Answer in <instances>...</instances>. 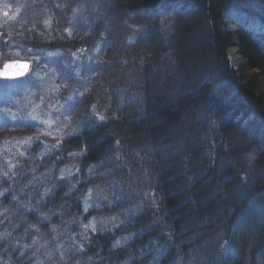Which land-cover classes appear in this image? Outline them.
Listing matches in <instances>:
<instances>
[{
	"label": "trees",
	"instance_id": "16d2710c",
	"mask_svg": "<svg viewBox=\"0 0 264 264\" xmlns=\"http://www.w3.org/2000/svg\"><path fill=\"white\" fill-rule=\"evenodd\" d=\"M66 2L59 0L57 7L64 10ZM160 7L172 15L166 22L170 29L141 19ZM236 7L264 19V0H110L106 6L101 22L110 26L112 35L117 31L111 23L126 16L125 20L131 16V23L143 28L142 33L129 44L111 42L105 73L96 87L98 91L103 87V93L95 99L94 88L87 98L96 110L92 114L89 103V117L95 124L104 121L105 131H87L67 146L75 153L87 148L91 161H97L107 147L120 146L123 164L131 165L132 158L139 162L140 179L154 197L149 198L153 208L138 200L132 207L133 245L122 250L114 248L110 237L95 240L92 257L98 264H174L184 258L204 259L206 264H255L257 260L264 264V41L252 42L250 33L231 21L229 12ZM152 29L157 36L151 35ZM255 29L264 39L263 29ZM230 47H238L244 58L233 72L227 60ZM108 133L111 139L104 141ZM250 154L254 157L248 162L256 164L258 175L246 163ZM33 184L31 180L26 185ZM64 196L55 192L42 215L66 213L71 203ZM254 218L255 227L247 222ZM17 224L12 223L4 235ZM25 227L39 228L33 223ZM245 228L249 229L242 231ZM226 235L239 241L240 258L228 253L231 256L220 261L210 260L212 242ZM14 240L20 255L26 244L22 237ZM150 246L155 253L148 259ZM162 250L165 256L158 263ZM6 255L0 252L4 264L10 262Z\"/></svg>",
	"mask_w": 264,
	"mask_h": 264
},
{
	"label": "rangeland",
	"instance_id": "374dc122",
	"mask_svg": "<svg viewBox=\"0 0 264 264\" xmlns=\"http://www.w3.org/2000/svg\"><path fill=\"white\" fill-rule=\"evenodd\" d=\"M58 1L59 0H0V65H4L5 68L6 65L9 66V64L17 60L26 59L34 63L35 70L30 75V83L28 84L18 81L10 85H4L3 82H0V119L4 120L2 118V115H4L5 118H7V129H10V132L15 135H19L23 130L25 136L29 140L31 136L35 135L37 132H43L44 134H42V137H53V139L73 135L72 125L74 128L76 122L81 119V116H85V111L81 109L82 102H85L83 97L90 94L93 87L101 84L103 79V74L102 77L98 79L97 72L99 67L106 61L105 53L107 43H109L111 36V33H109L107 29L108 24L102 27L97 47L91 51H80L85 52L82 54L80 52H71L75 49L71 47L68 48L71 51L66 53L57 51L53 54L46 52L49 50L33 51L28 48L29 45H33L32 43L36 41L32 40L30 35L27 36L23 33L32 32L33 30H37L38 34L42 36H46L47 32L54 34V31L59 30L61 33L59 35L62 40H68L75 36L79 37L84 29L89 30L91 33L95 32L94 29L101 20V17L105 15L106 6H109L110 2V0H76V3L73 4L72 0H68L67 9L64 8V10H60L57 7ZM92 1L95 2L92 4ZM69 3H72L70 8L68 7ZM153 12H149L148 15L141 17V19L157 22L158 24L160 23L161 26H166V21L170 19L171 13L166 14L164 8H157ZM101 14L102 16H100ZM231 16L233 17V21L238 20V15L232 13ZM126 18L127 16L120 22H117V24L111 23L112 30L114 28V32H118L114 34L115 38L122 41L123 44L134 42L140 37V33H142V27L139 28L131 23L133 22L131 16H128V19L125 20ZM249 21L248 19V22ZM104 31L105 33H103ZM156 33L155 29L151 30V35L157 36ZM88 34L89 33H86V35ZM160 34L163 36L165 35V33L161 32ZM73 42L74 41H68L69 44ZM235 52L237 55H240V57L243 56L240 49ZM59 56H61L60 59L58 58ZM52 58H54L53 62ZM76 58L78 59L76 60ZM242 61L243 59L241 58L240 62ZM63 65L65 69H63ZM69 75H71L72 81L68 78ZM101 88L103 91V87ZM102 91H98V88L95 89V99H100V95L98 94L103 93ZM106 91L107 89L105 92ZM19 98L21 99V103L18 100ZM132 100L135 102L134 97ZM90 103H92V100ZM134 104L135 103H132V105ZM86 105H88V102ZM1 127L0 125V128ZM75 133L79 134L80 131ZM10 141L11 138L9 137L5 139L3 143H0V168H2L6 174L20 172L22 168L29 164L24 160L15 161L13 158H10L11 156L18 155L17 153L20 149L15 150V145L19 142L23 143V140L13 141L12 143H10ZM43 141L48 144V140H43L42 138V143ZM55 145H57V142H54L52 146L45 148L41 147L35 152L39 154V156L49 157V154L52 155V150ZM255 151L256 150H253V153H255ZM73 156L86 159L88 157L87 154H74ZM253 157L254 154H250V156L247 157L248 159H246V163H249L248 160H252ZM80 158L67 160L71 167L64 168V174L59 176L66 177L67 181L71 180V184L67 183L64 186L69 192L78 174L90 176L93 173V167L90 165L85 166V168L82 166L83 170L79 169L78 165L80 166V163H74V160L80 161ZM248 165L252 169L256 166L253 161ZM54 169L53 167L51 170L50 166L43 168V175L46 177L51 174V176L47 178L50 180L53 175L57 176L59 172L62 173V171H55ZM39 172V175L42 176V168L39 169ZM259 172L258 169L253 170L254 175H258ZM42 180L44 179L37 177L32 188H37V186L42 183ZM50 183L51 181L48 186ZM47 187L42 188V193ZM32 188L30 190H32ZM74 189L75 186L73 190ZM46 193L47 192H44V194ZM20 195H23V193H20ZM2 196L3 192H0V197ZM100 197L104 199L102 195H100ZM92 205V200L88 199L85 204V210H90ZM26 206L27 209L35 207V205L30 206V204ZM100 211L103 212L102 210ZM103 217L104 215L101 214L99 220H102ZM102 222L101 225L104 227H109L111 224V222ZM94 229L96 230V227H94ZM55 235L57 236L56 232ZM0 240H3V238L0 237ZM123 242L124 238L118 240V244H123ZM63 246L68 250V244L63 243H60V246L56 249V255L59 261H63L61 251ZM237 246L240 248L238 240L229 239L227 235L223 238L216 236V241L211 244L212 257L210 260L212 259L217 262L220 261L221 258H224V256L230 254L234 259H239L240 251L237 249ZM237 252H239L237 254L238 256L235 257ZM164 256L165 254H162L161 258ZM179 256L183 255L180 254ZM255 260L257 259L255 258ZM257 262L258 260L255 261V264H257ZM30 264L35 263L32 260ZM57 264H59V262H57ZM62 264H64V262H62ZM175 264H206V261L204 259L194 261L189 258H184L177 261ZM251 264H253V262Z\"/></svg>",
	"mask_w": 264,
	"mask_h": 264
},
{
	"label": "bare ground",
	"instance_id": "6f19581e",
	"mask_svg": "<svg viewBox=\"0 0 264 264\" xmlns=\"http://www.w3.org/2000/svg\"><path fill=\"white\" fill-rule=\"evenodd\" d=\"M246 36H248V35H246ZM230 54L233 56L232 57V63L235 64V65H238L239 64V62H238V55L234 51H231ZM192 132H194L196 138L197 137L200 138V132L198 130H196L194 127L192 128ZM5 198H7V196L4 197V199ZM34 237H33V239H34Z\"/></svg>",
	"mask_w": 264,
	"mask_h": 264
},
{
	"label": "snow or ice",
	"instance_id": "6c2138e0",
	"mask_svg": "<svg viewBox=\"0 0 264 264\" xmlns=\"http://www.w3.org/2000/svg\"><path fill=\"white\" fill-rule=\"evenodd\" d=\"M9 67L8 65L5 66V68ZM104 117H99V120L103 121Z\"/></svg>",
	"mask_w": 264,
	"mask_h": 264
}]
</instances>
